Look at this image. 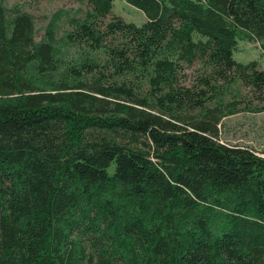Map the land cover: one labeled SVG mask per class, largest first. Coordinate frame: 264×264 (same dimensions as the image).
Segmentation results:
<instances>
[{"label": "trees", "instance_id": "1", "mask_svg": "<svg viewBox=\"0 0 264 264\" xmlns=\"http://www.w3.org/2000/svg\"><path fill=\"white\" fill-rule=\"evenodd\" d=\"M5 1L0 264H264V157L219 140L223 119L264 112V70L234 58L264 53V0H126L140 26L71 0L87 11L66 60L58 19L37 42ZM237 84L254 110L227 101Z\"/></svg>", "mask_w": 264, "mask_h": 264}, {"label": "rangeland", "instance_id": "2", "mask_svg": "<svg viewBox=\"0 0 264 264\" xmlns=\"http://www.w3.org/2000/svg\"><path fill=\"white\" fill-rule=\"evenodd\" d=\"M5 4L8 8L18 5L23 11L34 16L37 42L43 39L52 17L58 19V23L54 28L57 38L56 46L62 59L70 58L71 48L66 45L62 37L68 30L69 18L73 16L77 18L84 17L87 11L85 5L71 0H6ZM113 15L138 26L146 22L145 15L128 5L126 0H114ZM234 58L240 62L257 60L259 69L264 70V53L256 42H240L234 53ZM200 69L201 65L196 64V66L186 70L188 74L187 85L192 84ZM232 92L233 94H229L226 98L227 101L240 100L242 108L248 106L254 110L259 105L258 102H261L255 99V95L252 94L249 88L240 86V84L235 85ZM219 140L221 143L250 148L256 154L264 157V112H239L223 119Z\"/></svg>", "mask_w": 264, "mask_h": 264}, {"label": "bare ground", "instance_id": "3", "mask_svg": "<svg viewBox=\"0 0 264 264\" xmlns=\"http://www.w3.org/2000/svg\"><path fill=\"white\" fill-rule=\"evenodd\" d=\"M46 39V38H45Z\"/></svg>", "mask_w": 264, "mask_h": 264}]
</instances>
